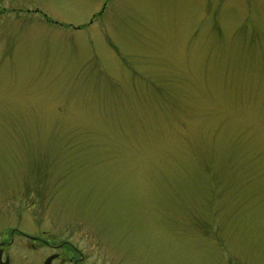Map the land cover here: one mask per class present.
<instances>
[{"label": "rangeland", "instance_id": "obj_1", "mask_svg": "<svg viewBox=\"0 0 264 264\" xmlns=\"http://www.w3.org/2000/svg\"><path fill=\"white\" fill-rule=\"evenodd\" d=\"M12 228L86 264H264V0H0Z\"/></svg>", "mask_w": 264, "mask_h": 264}, {"label": "flooded vegetation", "instance_id": "obj_2", "mask_svg": "<svg viewBox=\"0 0 264 264\" xmlns=\"http://www.w3.org/2000/svg\"><path fill=\"white\" fill-rule=\"evenodd\" d=\"M17 228L0 231V264H86L87 257L69 241Z\"/></svg>", "mask_w": 264, "mask_h": 264}]
</instances>
